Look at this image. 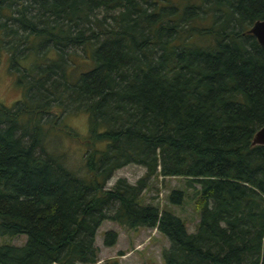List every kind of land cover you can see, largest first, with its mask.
<instances>
[{"label": "trees", "instance_id": "obj_1", "mask_svg": "<svg viewBox=\"0 0 264 264\" xmlns=\"http://www.w3.org/2000/svg\"><path fill=\"white\" fill-rule=\"evenodd\" d=\"M263 18L264 0H0V58L24 72L0 105V237L25 236L0 264H102L104 221L164 235L163 264H264V48L248 33ZM128 165L145 175L107 188ZM157 177L192 189L195 233L143 202Z\"/></svg>", "mask_w": 264, "mask_h": 264}, {"label": "rangeland", "instance_id": "obj_2", "mask_svg": "<svg viewBox=\"0 0 264 264\" xmlns=\"http://www.w3.org/2000/svg\"><path fill=\"white\" fill-rule=\"evenodd\" d=\"M81 54V53H80ZM31 58V57H29ZM32 58L25 63L20 62L19 66L26 67ZM23 71L10 69V62L6 55L0 58V105L14 109L17 102L22 100V90L18 85V76ZM57 112V111H55ZM63 124L80 134L87 133L86 115H69L63 120ZM64 151H67L69 158L78 163L79 155L74 150L76 145L70 139L63 142ZM145 175V169L128 165L116 171L107 184V188L114 185L117 179H126L128 183L135 184ZM173 190H181L185 193V201L182 206H172L168 203V196ZM192 189H186L183 180L178 178L157 177L151 180L147 190L143 194V202L158 206L160 209H168L184 222L188 234L196 231L199 222V212L196 210L193 200ZM115 231L118 234L117 242L113 247H106L103 244L104 233ZM25 242V236L16 238L0 237V245L12 244L20 246ZM96 245L99 249V263L116 261V264H163L161 253L168 248V239L155 229L139 228L130 230L122 228L115 223L104 221L99 227L96 235Z\"/></svg>", "mask_w": 264, "mask_h": 264}, {"label": "water", "instance_id": "obj_3", "mask_svg": "<svg viewBox=\"0 0 264 264\" xmlns=\"http://www.w3.org/2000/svg\"><path fill=\"white\" fill-rule=\"evenodd\" d=\"M248 33L264 48V18L254 22L249 28ZM251 145L264 146V125L254 134Z\"/></svg>", "mask_w": 264, "mask_h": 264}]
</instances>
